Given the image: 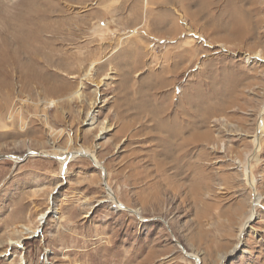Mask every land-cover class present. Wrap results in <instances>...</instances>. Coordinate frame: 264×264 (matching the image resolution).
<instances>
[{
  "label": "rangeland",
  "instance_id": "1",
  "mask_svg": "<svg viewBox=\"0 0 264 264\" xmlns=\"http://www.w3.org/2000/svg\"><path fill=\"white\" fill-rule=\"evenodd\" d=\"M263 106L264 0H0V264H264Z\"/></svg>",
  "mask_w": 264,
  "mask_h": 264
},
{
  "label": "bare ground",
  "instance_id": "2",
  "mask_svg": "<svg viewBox=\"0 0 264 264\" xmlns=\"http://www.w3.org/2000/svg\"><path fill=\"white\" fill-rule=\"evenodd\" d=\"M41 26V25H40ZM61 31V30H60ZM42 32V31H41ZM38 36V34H37ZM39 42V41H38ZM177 63H179V59L177 60ZM56 103L55 100H49L48 103L46 104L48 107H52L54 106ZM264 114V106L262 108V110L260 111V115L259 116V123H258V127L253 135V143H254V151L251 153V155H249L248 159L245 162V166L243 167L244 170V179L246 182V185H249V188H251L252 190V197L249 201V203L247 204V208L246 206L241 207V222L240 225L238 226L237 229V243L235 245V248H238L241 244H243L244 242V232L246 230V228L257 218V217H262L263 221H264V193H261L260 191H258V187H257V179L253 176V167H252V160L254 161H258L259 159V152L262 150V136L264 135V118L262 117V115ZM88 121L90 125L93 126L94 124V116H89ZM104 129H107L106 127ZM45 155V154H44ZM50 157H55L56 159H59L61 164H62V169L63 172H66L67 170V164L73 160L76 157H87L90 158L92 160V162L94 163V165H96L98 168H100L103 172V186L106 189V193H107V198L110 200V202H112L116 207L118 208H122V209H132L127 207L125 204L121 203L118 198L115 196V193L112 189V187L110 186L108 180H107V176H108V172L107 169L102 165V162H100L98 160V158L96 157L95 151L94 149L91 148H78V149H74V150H68L65 151L63 153H50L48 154ZM15 158V157H14ZM15 161L17 162L18 160L15 159ZM108 188V190H107ZM121 203L119 204L118 201ZM134 210V209H133ZM130 211V210H129ZM136 211V210H135ZM137 215L139 216L138 211H136ZM240 213V212H239ZM45 212L42 213L40 215V217L38 218V221L41 222V220H43L45 218ZM139 218L142 219V217L139 216ZM21 229L16 230V233H18L19 235H22L21 238H29L31 236H34L37 232L38 229H35L36 227H31V226H26V225H22ZM20 239L19 240H10L9 244H17L18 246H20ZM233 250V251H234ZM187 255L189 257H193L196 260L197 264H200V257L194 253H187Z\"/></svg>",
  "mask_w": 264,
  "mask_h": 264
},
{
  "label": "water",
  "instance_id": "3",
  "mask_svg": "<svg viewBox=\"0 0 264 264\" xmlns=\"http://www.w3.org/2000/svg\"><path fill=\"white\" fill-rule=\"evenodd\" d=\"M31 155H43V156H47V155H44L43 153H40V151L35 152V151H30V150H28V152L25 154L24 157L26 158V157L31 156ZM54 158H55V157H54ZM107 190H108V188H107ZM117 201H118V200H117ZM118 203L121 204L119 201H118ZM128 210H130L131 213H134V214L137 215V213H136L135 210H133V209H128ZM165 224L167 225L166 222H165ZM167 227H168V229L170 230V228H169L168 225H167ZM176 242H177V241H176ZM183 251H185V250H183ZM185 253H188V252L185 251Z\"/></svg>",
  "mask_w": 264,
  "mask_h": 264
}]
</instances>
